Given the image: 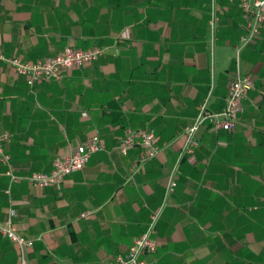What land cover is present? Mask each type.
<instances>
[{
  "label": "crops",
  "instance_id": "1",
  "mask_svg": "<svg viewBox=\"0 0 264 264\" xmlns=\"http://www.w3.org/2000/svg\"><path fill=\"white\" fill-rule=\"evenodd\" d=\"M0 0V52L39 62L67 46L100 48L88 66L31 88L0 63V135L12 172L0 163V224H12L33 246L26 264H115L126 256L162 205L184 134L207 103L226 105L237 76L254 88L232 131L207 120L195 159L180 161L178 187L157 226L154 264H264V23L238 1ZM127 128L156 135L157 156L120 145ZM99 136L106 149L60 185L27 180ZM9 191V192H8ZM19 246L0 233V264H22Z\"/></svg>",
  "mask_w": 264,
  "mask_h": 264
},
{
  "label": "built area",
  "instance_id": "2",
  "mask_svg": "<svg viewBox=\"0 0 264 264\" xmlns=\"http://www.w3.org/2000/svg\"><path fill=\"white\" fill-rule=\"evenodd\" d=\"M238 1L242 12L246 18H251L250 33L254 36L258 28L264 23V0H231ZM217 0H211L212 13L209 21L211 42L215 43L218 31L219 17L216 12ZM103 55L100 48L79 50L72 46H67L62 53L56 57L39 61L23 62L19 57L5 58L0 52V63L11 66L18 75L27 78V84L33 88L36 84L62 79L63 72L70 69L82 68L93 64ZM254 88L251 76H237L229 86V93L226 105L221 112L210 114L207 110V103L199 108V114L195 122L184 134V145L182 153L174 168L170 171L165 186L164 200L158 210L152 214L150 222L145 232L134 242L126 256L120 257L115 264H154L146 258L157 251V242L154 240L156 226L164 213L170 196L178 187L179 164L184 155L191 161L195 159V152L199 146L197 138L201 126L209 120L217 130L232 131L243 112V101L250 90ZM156 135L148 129L133 130L127 128L124 139L120 145V152L127 155L133 148H139L140 164H145L157 156ZM10 135L5 133L0 135V163L8 166L6 176L12 183L22 182V178L16 176L10 166V156L5 150V145L9 143ZM106 149L104 141L99 136H94L86 144L77 146L74 151L54 163L50 173H37L26 178L27 182L33 187L44 189L48 187L60 186L69 176L81 172L85 169L92 156ZM9 192V191H8ZM0 233L16 243L22 251V264H26V250L33 246L32 241L25 240L18 233L12 224H0Z\"/></svg>",
  "mask_w": 264,
  "mask_h": 264
},
{
  "label": "trees",
  "instance_id": "3",
  "mask_svg": "<svg viewBox=\"0 0 264 264\" xmlns=\"http://www.w3.org/2000/svg\"><path fill=\"white\" fill-rule=\"evenodd\" d=\"M86 66H88V65H86ZM85 67V66H84ZM62 78H63V76H62Z\"/></svg>",
  "mask_w": 264,
  "mask_h": 264
}]
</instances>
